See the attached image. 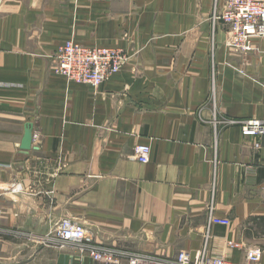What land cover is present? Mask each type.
I'll list each match as a JSON object with an SVG mask.
<instances>
[{"label":"crops","instance_id":"0c3cea01","mask_svg":"<svg viewBox=\"0 0 264 264\" xmlns=\"http://www.w3.org/2000/svg\"><path fill=\"white\" fill-rule=\"evenodd\" d=\"M214 1L0 0V264H107L60 246L68 216L165 257L203 248L212 204L216 254L240 264L264 237V137L241 127L264 121V38L232 50ZM67 39L129 58L99 88L69 81L53 58Z\"/></svg>","mask_w":264,"mask_h":264},{"label":"built area","instance_id":"2783aa9c","mask_svg":"<svg viewBox=\"0 0 264 264\" xmlns=\"http://www.w3.org/2000/svg\"><path fill=\"white\" fill-rule=\"evenodd\" d=\"M220 0L214 1L213 23H220L227 31L228 46L236 51L248 53L255 50L256 37L264 38V0ZM56 66L54 72L69 81L82 82L99 88L109 78L123 68L129 56L125 50L111 46H87L74 39H67L54 53ZM242 133L246 136L264 137V121L251 118L243 120ZM262 145L255 144L256 148ZM137 160L143 163L151 161L152 147L146 143L137 144L134 148ZM214 205L209 207L208 224L203 248L196 254L183 251L173 257L123 249L109 246L97 240V236L88 226L71 217L62 218L55 227V236L60 246L73 244L81 252L88 254L95 261L107 264H118L125 260L128 264H235L224 254L215 253L210 247L211 228L218 222H224L215 217ZM2 214L0 212V222ZM227 246L243 248L237 241H228ZM264 248L252 245L245 250L240 264H263Z\"/></svg>","mask_w":264,"mask_h":264},{"label":"water","instance_id":"95a60500","mask_svg":"<svg viewBox=\"0 0 264 264\" xmlns=\"http://www.w3.org/2000/svg\"><path fill=\"white\" fill-rule=\"evenodd\" d=\"M24 133H25V135L22 139L20 148H22L24 150H28V149H31V145L33 142V137H34V133L32 130V124L29 123L26 125Z\"/></svg>","mask_w":264,"mask_h":264},{"label":"rangeland","instance_id":"374dc122","mask_svg":"<svg viewBox=\"0 0 264 264\" xmlns=\"http://www.w3.org/2000/svg\"><path fill=\"white\" fill-rule=\"evenodd\" d=\"M257 245H263L264 246V237L263 236L257 237Z\"/></svg>","mask_w":264,"mask_h":264}]
</instances>
